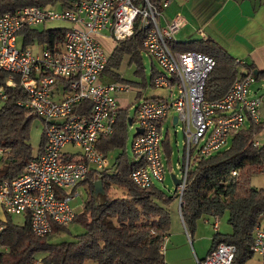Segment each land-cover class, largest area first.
<instances>
[{
  "label": "built area",
  "instance_id": "2783aa9c",
  "mask_svg": "<svg viewBox=\"0 0 264 264\" xmlns=\"http://www.w3.org/2000/svg\"><path fill=\"white\" fill-rule=\"evenodd\" d=\"M168 4L169 0L159 5L149 0H76L60 9L30 5L0 14V105L8 97L7 88L18 83L26 98L17 104L42 119L45 135L43 150L28 161L23 172L12 180L0 181V209L7 215H24L34 235L47 236L55 226L72 222L76 212L70 201L79 195L76 187L92 168L101 170L107 165L97 142L113 133L119 94L131 87L100 81L109 54L99 40L102 31L117 43L133 34L140 18L143 48L161 69L151 84L177 89L171 101L145 98L135 108L130 125L135 123L141 132L132 137L131 151L134 160L142 162L131 173L136 186L147 188L164 181L162 128L171 111L176 115L175 124L182 122L184 133L183 159L178 163L180 194L195 157L223 150L248 121L260 123V98L250 95V85L255 81L251 71L235 79L222 97L212 101L204 98L205 81L215 60L203 52L171 49L169 40L182 18L161 26L159 17ZM48 20L71 22L62 45L51 49L34 41L24 46L20 32ZM35 44L39 45L36 54L32 52ZM84 102L91 105L89 112L82 110ZM5 151L0 146V156ZM231 173L237 174L235 170ZM213 218L217 228L219 217ZM4 227L0 221V237ZM250 250L264 255V227L260 223ZM6 251L8 247L0 241V254ZM235 252L234 244L220 242L196 263L231 264Z\"/></svg>",
  "mask_w": 264,
  "mask_h": 264
},
{
  "label": "trees",
  "instance_id": "16d2710c",
  "mask_svg": "<svg viewBox=\"0 0 264 264\" xmlns=\"http://www.w3.org/2000/svg\"><path fill=\"white\" fill-rule=\"evenodd\" d=\"M76 0H0V14L11 12L24 6L55 5L70 7ZM159 5L162 0H149ZM144 0H137L143 3ZM68 27L46 28L35 26L20 32L21 42L28 45L34 41L49 48L61 46ZM144 31L140 28V18L136 20L133 34L117 41L108 54L103 70L113 76V81L127 83L135 88V81L120 77L119 69L124 58L135 63V72L143 76L146 85L145 68L142 62L146 53L143 48ZM171 49L177 51H198L212 56L213 69L208 73L204 98L212 101L222 97L233 81L248 72L241 71V65L222 47L211 44L206 39L189 41L169 40ZM249 67L250 65H245ZM251 68V67H249ZM250 71L252 69H249ZM157 69L152 66L151 79ZM102 72V74H103ZM255 79L264 76L263 72L252 70ZM152 85V84H151ZM8 97L0 105V146L5 153L0 156V181L12 180L23 172L28 161L41 152L45 145L43 121L29 108L17 104L25 99L26 93L16 83L7 88ZM140 97L137 92L135 98ZM162 99L158 97H147ZM83 109L89 112L91 105L84 102ZM129 105L119 107L113 133L101 136L97 150L105 158L113 149H119L111 165L101 170L92 168L87 177L80 182L87 188L82 211L73 219L84 227L74 240L50 243L47 236L34 235L25 218L23 224L15 223L10 215L3 213L0 221L5 225L0 241L8 251L0 254V264H34L37 255L42 254L40 264H168L163 244L170 231V210L172 200L181 197L180 213L190 235L196 230L199 219L218 216L227 211L231 231L226 234L215 233L210 249L220 242L236 246L231 264H244L253 252L250 247L254 240V230L264 217V186L255 188L251 177L264 172V144L255 143V135L264 123H251L235 132L227 148L206 157H195L189 165L183 190L171 194L157 188L155 184L141 188L134 184L131 173L141 161L129 157L126 150L128 138ZM38 118L42 123L41 139L33 153L30 143V123ZM162 150L167 167H171L172 148L167 135L162 141ZM235 170L236 175L231 172ZM100 180L103 194L94 196V183ZM66 226H55L52 233L66 230Z\"/></svg>",
  "mask_w": 264,
  "mask_h": 264
},
{
  "label": "crops",
  "instance_id": "0c3cea01",
  "mask_svg": "<svg viewBox=\"0 0 264 264\" xmlns=\"http://www.w3.org/2000/svg\"><path fill=\"white\" fill-rule=\"evenodd\" d=\"M177 17L182 18V23L172 33L173 40H209L211 44L222 47L236 61L241 60L243 62L241 65L242 72L246 73L252 69L255 73L260 71L264 74V0H169V4L162 9L159 23L164 27ZM99 40H109L113 47L116 44L107 32L101 33ZM245 65H250L251 68ZM110 82L115 81H104V83ZM129 87L131 86L129 85ZM251 88L254 90L252 91ZM261 90H264V76L255 79L250 85V95L260 98V122L264 123V103L261 102L263 96L258 94ZM127 92H134L133 97L135 98L137 92L140 91L137 88H131L121 94ZM119 107L125 106L119 104ZM174 116H176L175 113L170 114L173 124H175ZM250 124L248 121L245 127ZM262 128L255 135L257 145H260L257 136L264 134V126ZM163 130L164 127L162 134ZM165 135L169 138L166 132L163 134V139ZM178 156L177 167L178 163L182 162L183 150ZM175 189L177 186L173 191ZM174 200L178 201L180 222L177 220L163 244L165 259L168 264H197L196 260L203 258L208 253L212 236L222 230L220 217L217 228L213 226V217L199 219L195 232L190 235L180 213V197L174 198L172 202ZM207 226L212 228V234H209ZM226 231L220 234L230 232L227 227Z\"/></svg>",
  "mask_w": 264,
  "mask_h": 264
},
{
  "label": "rangeland",
  "instance_id": "374dc122",
  "mask_svg": "<svg viewBox=\"0 0 264 264\" xmlns=\"http://www.w3.org/2000/svg\"><path fill=\"white\" fill-rule=\"evenodd\" d=\"M54 7H56L57 9H60L61 7L56 3L55 5H53ZM72 24L69 21L66 20H48L44 23H42L40 26L41 27H46V28H53V27H70ZM105 33L106 31H102V33ZM102 47L104 48V50L107 53H110L113 46L111 45V43L109 42V40H100ZM39 50V45L35 44L32 46V52L34 54L37 53V51ZM143 55V59L142 62L144 63V68H145V79H146V85L142 84L143 81V76L137 74L135 72L136 69V65L135 63H130L127 58H124V60L122 61L119 69L117 70V72L119 73L120 77H122L125 80H129V81H135L137 82L135 86V88H137V90H139V94L140 97H138L137 99L134 98V92H127L124 93L123 95L120 93L119 94V104L121 106H127L129 105V109H128V116L133 117L135 116V108L138 105V103L142 100L145 99L147 97H158V98H162V100H167V101H171L173 99H175V97L177 96V89L173 88L172 91H170L169 89L165 88V87H155L153 85H151L150 82V72H151V67L154 66L156 69L161 70L160 66L158 64V62L153 59L149 54L147 53H142ZM113 76L110 75L109 73H107L106 71L103 72V74L101 75V81H112ZM142 81V83H141ZM251 90L253 91L254 88H251ZM170 93H172V97H170ZM259 95L263 96V100L261 98V102L262 104L264 103V90L259 91L258 93ZM261 104V105H262ZM264 106V104H263ZM260 107V106H259ZM170 114H174L173 111H171L167 117V119L165 120V122L163 123V134H165L166 132L169 135L170 138V144H171V148H172V160H171V167H167L166 164V159H165V155L163 153V158H164V163H165V178L164 181H159L155 183V186L161 190H163L165 193L167 194H171L173 189L175 188V185L173 184L171 175L175 174L178 178L180 175V170L177 167V158L179 157L178 154L180 155V153L183 150V141H184V133L182 130V122L180 121L177 124H173L170 118ZM258 115H259V119H260V112L258 109ZM136 124L133 123L132 126L129 124V128H128V138L126 141V150H127V154L129 157L132 156V151H131V140L132 137L135 133V128H136ZM263 129V128H262ZM261 129V130H262ZM29 133H30V143L33 147V153H35L36 148L38 147V144L40 142L41 139V133H42V123L38 118H34L31 123H30V128H29ZM257 140L259 141V144L262 145L264 144V134H262L261 136H257ZM230 144V140L227 144V146L225 148H227ZM68 148V147H66ZM72 148V147H70ZM69 148V149H70ZM223 148V149H225ZM77 150H80L79 148ZM120 150L119 149H113L111 150L108 154H107V165H111V163L113 162L115 156L118 155V152ZM195 153V152H193ZM251 185L255 188H261L264 186V172H259L254 174L251 177ZM79 195L75 196L74 199H72L70 201V206L72 207V209L76 212L79 213L82 211V206L84 203V200L86 199L87 196V188L82 185L79 184L76 189H75ZM169 210H170V217H171V223H170V231L173 230V227L175 225V223L177 222V220L180 222L179 220V212H178V201L174 200L170 205H169ZM3 212L0 209V217H3ZM12 220L17 223V224H23L25 221V216L24 215H10ZM228 213L227 211L224 212L223 214L220 215V227H222V230H220V233H224L227 232L226 231V227L228 231H231V226L229 225L228 221ZM260 224L264 227V217L261 218ZM209 228V234L213 233L212 228H210L209 226H207ZM66 230L60 231L58 233H50L47 236V241L50 243H58V242H64V241H71L74 240L75 235L80 234L84 231V227L82 226L81 223H79L78 221L74 220L72 222H70L67 226H66ZM42 257V254H38L37 255V259L40 261ZM244 264H264V255H258V254H251L250 257L245 261Z\"/></svg>",
  "mask_w": 264,
  "mask_h": 264
},
{
  "label": "water",
  "instance_id": "95a60500",
  "mask_svg": "<svg viewBox=\"0 0 264 264\" xmlns=\"http://www.w3.org/2000/svg\"><path fill=\"white\" fill-rule=\"evenodd\" d=\"M175 119H176V116L173 117V120L174 121H175ZM128 123L131 124V118L128 119ZM140 132H141V129L136 128V131H135L134 135H136L137 133H140ZM171 178H172L173 184L175 186H178L181 183L180 178H178L175 174H172L171 175ZM103 193H104V190L102 188V183H101L100 180H97L94 183V191H93V194H94L95 197H97L98 194H103ZM180 199H181V197H180Z\"/></svg>",
  "mask_w": 264,
  "mask_h": 264
}]
</instances>
